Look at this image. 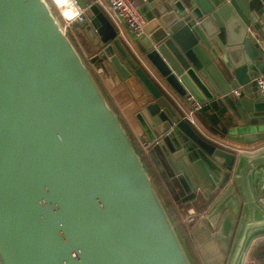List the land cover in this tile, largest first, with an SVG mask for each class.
Returning a JSON list of instances; mask_svg holds the SVG:
<instances>
[{
    "label": "water",
    "instance_id": "water-1",
    "mask_svg": "<svg viewBox=\"0 0 264 264\" xmlns=\"http://www.w3.org/2000/svg\"><path fill=\"white\" fill-rule=\"evenodd\" d=\"M77 1L79 25L99 50L93 62L108 59L109 87L128 82L155 142L148 154H164L183 191L176 200L207 201L192 231L203 260L242 264L264 232V154L247 159L243 148L202 137L171 94L227 100L236 126L222 136L264 141L255 82L264 73V0H168L135 52L95 0ZM0 264H193L141 154L47 0H0Z\"/></svg>",
    "mask_w": 264,
    "mask_h": 264
},
{
    "label": "crops",
    "instance_id": "crops-1",
    "mask_svg": "<svg viewBox=\"0 0 264 264\" xmlns=\"http://www.w3.org/2000/svg\"><path fill=\"white\" fill-rule=\"evenodd\" d=\"M168 0H138V4L141 7L142 11H144L147 17V25H146V33L141 37H136L133 31L127 26L126 23L116 24L111 17L105 12L102 8V11L113 24V26L117 30V35L122 39V41L133 51L135 52V43L136 40L145 39L150 37V30L153 29V25L158 21V17L162 11L165 10V5ZM75 11V8H73ZM264 12V9H263ZM107 28V26H106ZM110 30V28H109ZM72 32L75 36L79 44V48L84 54L91 64L93 69V73L96 76L105 96L107 97L110 105L113 107L115 112L119 115L124 127L128 131L132 142L134 143L135 147L137 148L138 152L144 158V163L150 172L152 178L159 180V187L163 191V195L165 196V203H170L172 207L176 209L178 215L181 213L182 215H186L187 212L190 210H197L199 212H204L206 214L208 209L207 201L200 196L198 199L188 202H182L181 200H176L177 196H182L183 191L180 188L179 182L176 177L171 176V168L166 161L163 153H158V155L153 158L150 154L144 152L143 148L141 147V141L143 139H148V136L142 127L137 113L139 112V108L136 105V97L128 85V82H121L120 84L109 87L108 84L105 82L103 78V73L105 70L112 73L114 70L112 69L111 64L108 62L106 58L102 65L104 67L100 69L96 66V63L93 62L94 56L99 54V50L96 46L92 43L90 38L87 36L84 29L76 23L72 26ZM135 43V45H134ZM264 46V43H263ZM111 66V67H110ZM111 68V70H110ZM262 72H258L257 76ZM243 89L241 85L235 87ZM255 86L248 87L246 90V94L249 93L250 95L254 94ZM233 90V89H232ZM232 90L230 92H232ZM259 93V91H256ZM260 94V93H259ZM234 97H238L234 94ZM171 98L175 103L176 107L183 106L184 109H187L188 106L186 105L183 98L176 96L174 93L171 94ZM179 105V106H178ZM236 115L237 111L234 110L229 106V102L227 100H222L219 98H215L210 101L205 102L204 108L197 113V124H192L195 130L204 138L208 140H212L214 142H219L223 145L230 146L231 148H243L244 151H240V154H246V158H252L256 155L264 154V141L257 142L251 145H244V144H237L228 140L227 138L223 137L221 132L222 128L226 129V133L230 132L232 128L236 126ZM216 126H215V125ZM155 143V142H154ZM154 144L152 145V147ZM151 147V148H152ZM164 157H162V156ZM168 178V180H166ZM167 201V202H166ZM185 211V213H183ZM200 221V220H199ZM195 223L193 229L189 232V230L185 226V230L188 232L189 239L188 240V253L193 262V264H206L203 260L200 252L196 248L194 240L192 238V231L194 230L195 226L199 223ZM262 240H264V233H258L253 236L252 239V246L251 249L256 247ZM191 242V245H190ZM251 251V250H250ZM249 260L254 258L248 256ZM254 264H262L258 262L256 259ZM228 264V263H227ZM252 264V263H247Z\"/></svg>",
    "mask_w": 264,
    "mask_h": 264
},
{
    "label": "built area",
    "instance_id": "built-area-1",
    "mask_svg": "<svg viewBox=\"0 0 264 264\" xmlns=\"http://www.w3.org/2000/svg\"><path fill=\"white\" fill-rule=\"evenodd\" d=\"M57 3L58 1L55 0ZM95 2L111 17V19L116 23H126L127 26L133 31L136 37H141L146 33L147 17L142 11L138 4V0H95ZM69 5L75 8V11L71 15H67L64 7L67 8ZM84 9L79 5L77 0H68L64 3L61 8V13L64 17L63 26L66 30H70L72 26L76 23H80L84 20ZM100 69V68H99ZM101 71V69H100ZM256 87L259 93L264 96V73L259 74L255 78ZM243 89L234 88L232 90L233 94L239 96L241 95ZM184 101L188 106V111L186 109V115L192 124H197L196 115L205 106V102L200 101L194 94L188 93L184 97ZM153 141L148 139H143L141 141V147L144 152L148 153L151 149ZM204 212H199L197 210H190L184 216V222L186 228L189 232L193 229L195 223L203 218ZM252 243L246 251L245 257L242 264L255 263V260H249L248 256L251 250Z\"/></svg>",
    "mask_w": 264,
    "mask_h": 264
},
{
    "label": "trees",
    "instance_id": "trees-1",
    "mask_svg": "<svg viewBox=\"0 0 264 264\" xmlns=\"http://www.w3.org/2000/svg\"><path fill=\"white\" fill-rule=\"evenodd\" d=\"M68 34L71 37V39L73 40V42H75L74 41L75 36L73 35V32L70 30V31H68ZM76 46H77L79 52L81 53V55L83 56V58L86 59V57H84V54L81 51V49L79 48V46L77 44H76ZM86 62L88 65H90V61H88L86 59ZM222 131L225 132L226 129L222 128ZM142 159L144 160L143 157H142ZM153 181H154V184H155V186H156V188H157V190H158V192H159V194H160V196H161V198H162V200L166 206V209H167V211H168V213H169V215L173 221V224L176 227V230H177L178 234L180 235L181 239L184 241V244H185L186 249H187V247H189L187 242H188V240H190L189 236H188V232H187V230L184 229V227H181V225L179 224V222H178L179 217H178V212L176 211V209L174 207H172V205L170 203H168L167 201H166L167 203H165V196L163 195V191L159 187V184H158L159 180L153 178ZM260 233H264V232H260ZM190 245H191V242H190ZM187 251H188V249H187ZM249 255H250V257L256 259L258 262L264 264V240H262L256 247L252 248Z\"/></svg>",
    "mask_w": 264,
    "mask_h": 264
},
{
    "label": "rangeland",
    "instance_id": "rangeland-1",
    "mask_svg": "<svg viewBox=\"0 0 264 264\" xmlns=\"http://www.w3.org/2000/svg\"><path fill=\"white\" fill-rule=\"evenodd\" d=\"M48 1V3L50 4V6H51V8H52V10H53V12H54V14L56 15V17H57V19L60 21V23L63 25V23H64V17H63V15H62V13H61V8H62V5L66 2H68V0H57L58 1V3L55 1V0H47ZM67 9H69L70 11H72L73 13H74V9L72 8V6L71 5H69L68 7H67ZM71 31H72V28L70 29ZM70 30H68V31H70ZM74 43H76L78 46H79V44H78V42H77V40L74 38ZM75 44V45H76ZM85 59V58H84ZM87 59V58H86ZM86 59H85V61H86ZM88 60V59H87ZM89 61V60H88ZM89 67H90V69L93 71V69H92V67H91V64L90 65H88ZM94 74V73H93ZM183 213H185V211L183 212ZM178 217H179V219H178V222H179V224L181 225V227H184L185 228V222H184V215H182L181 213L178 215Z\"/></svg>",
    "mask_w": 264,
    "mask_h": 264
},
{
    "label": "bare ground",
    "instance_id": "bare-ground-1",
    "mask_svg": "<svg viewBox=\"0 0 264 264\" xmlns=\"http://www.w3.org/2000/svg\"><path fill=\"white\" fill-rule=\"evenodd\" d=\"M65 3H66V2H65ZM64 10L66 11V14H67V15H71V14H73L72 11H70L69 9H67V8H65V7H64Z\"/></svg>",
    "mask_w": 264,
    "mask_h": 264
}]
</instances>
